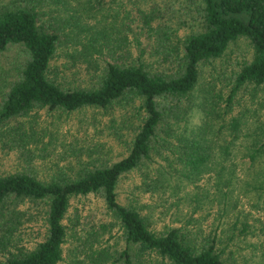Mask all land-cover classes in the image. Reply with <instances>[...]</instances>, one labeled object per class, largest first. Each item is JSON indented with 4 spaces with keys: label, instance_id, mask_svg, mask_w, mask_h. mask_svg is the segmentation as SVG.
Returning <instances> with one entry per match:
<instances>
[{
    "label": "trees",
    "instance_id": "1",
    "mask_svg": "<svg viewBox=\"0 0 264 264\" xmlns=\"http://www.w3.org/2000/svg\"><path fill=\"white\" fill-rule=\"evenodd\" d=\"M104 1L86 0L92 5ZM62 2L67 1L0 0V51L10 44L26 51L0 99V145L25 161L18 170H0V264H60L65 253L73 264H229L218 223L195 239L177 224L157 230L133 200H120L118 188L126 176L171 146L194 174L211 167L217 148L221 160L232 159L246 123L235 111V96L244 88L264 87V0H185L195 13L190 22L163 19L162 6L154 0L148 8L135 5L133 22L120 34L94 29L77 49L65 50L67 58L93 65L89 84H70L51 73L62 54L60 30L66 27L60 28L52 14L44 18L43 7ZM83 28L90 30L83 25L80 31ZM239 38L248 40L250 59L234 71L226 95L214 86L203 97L201 123L177 133L174 125L190 109L201 63L222 57ZM149 57H156L155 68L148 64ZM114 105L123 109L113 122L128 129L124 153L79 160L73 170L49 177L36 173L33 161L41 137L32 112L106 110ZM250 149L252 163L261 164L257 179L263 177L256 189L263 191L260 136ZM225 167H219V177ZM231 181L230 175L222 180L226 187ZM90 196L99 198L98 208L68 214L73 199ZM37 218L43 231L26 240L27 245L22 230ZM243 226L246 231V222Z\"/></svg>",
    "mask_w": 264,
    "mask_h": 264
},
{
    "label": "rangeland",
    "instance_id": "2",
    "mask_svg": "<svg viewBox=\"0 0 264 264\" xmlns=\"http://www.w3.org/2000/svg\"><path fill=\"white\" fill-rule=\"evenodd\" d=\"M65 1L43 7L44 18L48 19L52 14L56 16L54 21L60 28L61 25L66 27L60 30L64 32L60 42L62 54L55 61L57 69L51 73L70 84L84 81L89 84L93 65L67 58L65 50L71 52L77 49L82 38L94 29L105 28L112 35L120 34L126 24L133 22L135 5L148 8L152 0H105L97 5L86 0ZM154 3L162 6L159 15L163 19L190 22L192 16L195 17L185 0H154ZM69 25L72 26L67 27ZM83 25L90 30L86 32L83 28L80 31ZM251 53L248 40L239 38L229 45L222 57L201 63L190 109L184 120H178L174 125L177 133H187L201 123L203 111L200 103L203 97L214 86L226 95L234 71L250 59ZM156 57L147 59L152 68L156 67ZM25 58L26 51L20 44H10L0 51V99L16 78ZM120 107L114 105L106 110L90 107L72 112L39 109L32 112L36 132L41 137L33 161L36 173L49 177L53 173L58 174L59 170H73L79 160L102 159L111 154L117 156L124 153V144L129 140L128 129L113 122L123 109ZM235 111L241 120L246 119V123L241 137L233 145L231 160H221L217 148L211 167L194 174L179 162L178 152L173 151L171 146L163 150L162 155L156 154L153 163L143 165L126 176L118 188L119 198L125 203L133 200L142 214L148 217L152 228L159 230L167 224H177L184 227L191 239L198 238L200 231L213 230L218 223L217 231L222 230V246L226 247L229 264H264V190L256 189L260 187L258 179L263 177L257 179L256 173L261 164L259 161L252 163L249 156L254 137L260 136L264 141V87L257 91L240 90L235 96ZM24 163L13 151L2 149L0 145V170H18ZM222 164L226 166L225 172L219 177ZM228 173L232 177L230 187L222 182L229 176ZM73 200L69 215L76 209L77 212L87 213L100 204L95 196ZM40 220L31 221L22 230V241L27 245L29 241L26 240L40 237L43 231ZM244 222L248 225L246 231L242 230ZM64 258L60 264H73L66 253Z\"/></svg>",
    "mask_w": 264,
    "mask_h": 264
}]
</instances>
